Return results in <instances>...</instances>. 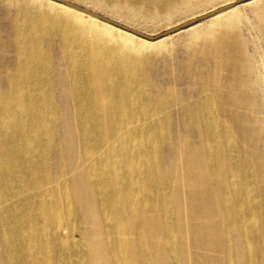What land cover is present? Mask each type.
<instances>
[{
    "label": "bare ground",
    "instance_id": "obj_1",
    "mask_svg": "<svg viewBox=\"0 0 264 264\" xmlns=\"http://www.w3.org/2000/svg\"><path fill=\"white\" fill-rule=\"evenodd\" d=\"M4 1L16 17L12 68L0 67V264H78L76 243L84 244L74 240L82 226L64 167L59 76L46 41L62 47L83 173L108 235L87 250L85 264H165L167 257L176 264H264V167L218 117L215 97H201L193 124L198 146L179 158L180 168L167 167L165 151L176 161L172 93L156 98L138 37L51 0L48 7ZM201 1L121 0L120 9L158 24ZM213 18L226 30L209 46L216 54L221 37L238 30L240 11ZM206 36L215 41L212 32ZM176 114L185 120L180 106Z\"/></svg>",
    "mask_w": 264,
    "mask_h": 264
},
{
    "label": "rangeland",
    "instance_id": "obj_2",
    "mask_svg": "<svg viewBox=\"0 0 264 264\" xmlns=\"http://www.w3.org/2000/svg\"><path fill=\"white\" fill-rule=\"evenodd\" d=\"M21 1L32 3V0ZM65 1L149 37L158 38L155 45H148L138 36L136 44L148 56L149 81L156 98L172 93L171 124L176 161L172 164L168 152L165 151L163 158L167 167L180 168L179 158L191 153L198 146L200 137L193 124L200 114L201 97L205 101L209 95L217 100L218 111L220 107L223 108L218 117L230 122L231 131L236 133L241 148L248 151L258 168L264 167V0H203L194 3L193 7L179 13L173 20L158 24L152 17L135 13L129 6L123 8L126 11H122L121 0ZM239 1L243 3L236 5L240 11L238 30L231 32L226 40L221 37L218 41L220 49L216 54L214 52L217 49L209 46L215 44L217 47V38L226 31L221 19L211 18L177 34L164 36L172 29ZM42 2L43 6L48 7L47 0ZM15 17L14 8L0 0V67L5 70L12 68L14 59ZM85 18L89 16L86 15ZM209 32L214 34L215 41L206 39ZM115 39H120L117 31ZM45 46L52 52L59 76L57 102L64 167L67 171L68 187L75 197V221L82 226V234L75 233L74 240L84 238L82 246H78L79 242L76 243L75 256L78 264H85L87 250L95 242L106 244L108 235L83 173L82 139L74 118V106L61 55L62 47L58 44L50 45L47 41ZM179 106L186 117L184 121L177 119L176 111ZM51 163L55 176L54 156ZM261 190L264 193V184ZM110 238L112 239V235L109 240ZM184 240L181 235L178 236L179 245ZM233 242L237 248L240 247L236 234H233ZM182 251L179 248L178 253ZM164 263L176 264L170 257Z\"/></svg>",
    "mask_w": 264,
    "mask_h": 264
},
{
    "label": "water",
    "instance_id": "obj_3",
    "mask_svg": "<svg viewBox=\"0 0 264 264\" xmlns=\"http://www.w3.org/2000/svg\"><path fill=\"white\" fill-rule=\"evenodd\" d=\"M51 1H54L56 3L62 4L64 6H67V7H70L72 9H75L77 11H80V12L84 13L85 15L89 16V17H94L96 19H99L100 21L106 22V23H108V24H110V25H112L114 27L119 28V29H123L126 32H129L131 34L136 35L137 37L139 36V37H141L143 39H146L147 41H156L158 39V38H154V37H149V36L144 35V34H142L140 32H137V31H135L133 29L127 28V27H125V26H123L121 24H118V23H116V22H114V21H112L110 19H107V18H105V17H103V16H101V15H99L97 13H94L92 11H89L87 9L79 7L77 5H74V4H72V3L68 2V1H65V0H51ZM241 1H239L237 3L229 4V5L221 8V9H218V10H215V11H211L210 13H208L206 15H203V16L199 17L198 19H195V20L190 21V22H188V23H186V24H184L182 26H179V27H177L175 29L170 30L164 36L177 34V33L181 32V31L186 30V29H188L190 27H193V26H195V25H197V24H199V23H201L203 21L211 19L214 16H216L217 14H219L221 12H224V11H227V10L235 7L237 4L243 3Z\"/></svg>",
    "mask_w": 264,
    "mask_h": 264
}]
</instances>
